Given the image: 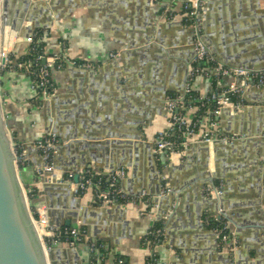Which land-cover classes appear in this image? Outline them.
<instances>
[{
	"label": "crops",
	"instance_id": "0c3cea01",
	"mask_svg": "<svg viewBox=\"0 0 264 264\" xmlns=\"http://www.w3.org/2000/svg\"><path fill=\"white\" fill-rule=\"evenodd\" d=\"M192 1L31 2L36 9L30 8L26 18L32 13L33 20L23 21V29L32 26L29 35L44 34L45 55L63 62L51 70L54 91L48 99L38 97L30 76L15 68L28 51L26 42L15 45L10 67L1 71L5 117L29 158L21 170L23 180L30 190H38L30 199L34 211L46 212L53 227H67L76 212L71 227L85 228L87 238L108 251L104 259L87 243L71 240L51 247L56 264H95V259L96 264H117L115 255L125 264H146V237L157 221L163 223L164 238L155 252L167 264H264V253L258 258L264 249V86H245L244 79L232 77L217 83L213 74L197 75L192 90L198 97L222 96L236 85L240 109L226 106L218 116L188 110V121L199 118L196 137L179 153L154 152L157 134L170 127L166 101L181 96L187 64L195 57L193 27L184 11ZM200 23L202 41L216 64L264 71L259 59L264 56V0H208ZM58 119L64 122L60 129ZM205 132L215 139L196 142ZM53 133L58 136L55 169L39 175L44 160L35 143ZM105 142L139 146L109 144L95 150L94 160L80 144ZM87 159L93 171L105 176L126 169L120 188L128 195L145 191L151 203L96 204L93 189L75 195L72 184L61 177L83 169ZM211 176H216L215 188L223 189L220 197L207 196L208 189L214 190L206 184ZM161 190L168 197L155 204L154 195ZM207 216H221L229 243L219 242Z\"/></svg>",
	"mask_w": 264,
	"mask_h": 264
},
{
	"label": "built area",
	"instance_id": "2783aa9c",
	"mask_svg": "<svg viewBox=\"0 0 264 264\" xmlns=\"http://www.w3.org/2000/svg\"><path fill=\"white\" fill-rule=\"evenodd\" d=\"M198 0H193L192 2L184 6V11L188 14V19L190 20L194 37V50L195 57L192 61L191 66L189 67V72L186 79V84L184 88V94L178 97H172L167 99L165 109L169 115L170 127L167 130L160 131L157 134L154 152L156 155L164 153H179L182 147L187 146V140L196 137L199 118L195 121H188L185 118V112L191 109L201 110L207 103V101H216L219 108L214 111L215 115H219L222 108L226 106H233L234 109H240V104L236 105L232 103L231 96H240L241 89L236 85H232L229 92L224 93L222 96L219 94H213L211 97L203 98L197 97L190 99L191 103L186 104L187 96L193 91L192 82L194 78L203 74L206 76L214 75L215 81L220 83L221 79L224 77H232L235 79H244L245 86L249 84L256 87L262 88L264 86V71H252L245 67L238 68H227L220 64H216L213 57L210 54L208 48L205 47V44L202 41L201 36V23H200V10H198ZM19 36L17 41L14 43L9 55L12 54L15 45L18 43ZM44 34L34 33L27 37L26 43L29 45L28 51L23 59L17 63V69L24 70L31 78V89L35 92L38 97L41 98H50L54 91V84L52 81L51 70L53 67L62 65V58L56 57H47L44 53ZM8 55V56H9ZM118 54H113L112 58H117ZM44 59L46 62L44 63ZM207 61L206 68H197L196 65L202 62ZM72 63V62H71ZM10 57L6 58V63L1 66V71L4 68L9 67ZM72 65H79L80 67H88V65L77 64L75 62ZM197 104V105H196ZM215 127V124L211 125ZM183 138H185L183 142ZM215 138L210 132H205L202 135V138L195 140L196 142H205L211 143ZM58 143V136L53 133L47 135L43 139L35 143V148L40 153L41 157L44 160L43 167L37 168V173L40 175L42 172H51L55 169L54 165V152L56 151ZM17 157V166L20 170L22 167L26 166L29 163L28 156L22 152L18 155L16 148L14 150ZM79 182L74 184L73 179L75 172H67L65 177L62 176L61 179L67 183H71L73 186V192L77 196L84 195L88 190L93 189L96 195V198L105 204H136L137 202L144 200L150 204V198L148 197L145 191L137 195H128L126 194L119 186L120 182L128 177V171L126 169H119L109 173L107 176L102 173L95 172L92 169H80ZM223 195L222 188H215L214 190L208 189L207 196L209 198H217ZM37 212V211H36ZM39 218H34L35 223L42 226L44 230V239L55 238L60 232V229L53 227L49 221V217L46 212L39 211L37 212ZM222 220L221 216H215V221ZM227 225L223 227L217 226L214 231L217 239L222 245H225L231 241V235L227 232ZM79 230L74 229L72 240H77ZM153 241L149 242L150 254L146 259V264H167L162 261L155 252L157 246L161 245L163 242V229H159L153 233ZM91 250H95V245L93 244ZM117 264H124L123 259H118Z\"/></svg>",
	"mask_w": 264,
	"mask_h": 264
},
{
	"label": "water",
	"instance_id": "95a60500",
	"mask_svg": "<svg viewBox=\"0 0 264 264\" xmlns=\"http://www.w3.org/2000/svg\"><path fill=\"white\" fill-rule=\"evenodd\" d=\"M35 0H0V24L1 27L9 28L11 31L21 33L18 42H26L30 32H32V26L23 29L22 22H32L33 14L29 17L26 15L29 9H36V6L31 7V2ZM208 0H198V10L202 8L203 3H207ZM44 5H41L42 10ZM39 9V10H40ZM31 25V24H30ZM194 30H192L193 32ZM206 48H208L205 45ZM196 54H194L195 56ZM258 59V58H257ZM264 61V56L259 58ZM46 59H44V63ZM6 63V58L2 59L1 65ZM72 65L71 62H69ZM192 62H188L187 66H191ZM186 66V67H187ZM264 70V68L262 69ZM188 73V71H187ZM1 74V73H0ZM187 79V78H186ZM1 82V75H0ZM186 84V80H185ZM184 91L180 93L183 95ZM2 87L0 85V264H56L54 252L44 242V237L38 233L35 226L34 218V202L28 198L29 190L22 177V171L17 166V157L15 155V140L13 132L10 129L7 119L5 117V107L2 97ZM220 120L219 118L217 119ZM59 129L64 124L62 119H58ZM57 132V131H56ZM76 137V136H75ZM92 139V138H90ZM132 140L138 141L137 136H132ZM99 141V140H91ZM63 144V142H61ZM86 149L91 151V158L96 160L95 150L97 148H103L112 144L113 146H137L134 142H105L104 144H87L80 143ZM86 161V160H83ZM86 166H82L83 169H91L92 162L87 159ZM80 163H78L79 165ZM80 168L72 170L75 172L73 179L74 184L79 182V174L77 173ZM217 176V175H216ZM216 176H211L208 185H211L215 189L214 179ZM164 183V181H163ZM162 187V184H161ZM169 196L173 197L174 192H169ZM155 204H159L164 201L168 196L162 194V190L158 191L155 195ZM259 205V204H258ZM229 208V205L226 207ZM230 208H234L231 207ZM235 214V212H234ZM228 221L233 222L232 219L227 217L225 213H222ZM74 216L78 218V214L74 212ZM70 218L66 221V226L70 227L72 222H75V218ZM240 218V214H237ZM51 223V222H50ZM264 249L258 253V258L263 256Z\"/></svg>",
	"mask_w": 264,
	"mask_h": 264
},
{
	"label": "trees",
	"instance_id": "16d2710c",
	"mask_svg": "<svg viewBox=\"0 0 264 264\" xmlns=\"http://www.w3.org/2000/svg\"><path fill=\"white\" fill-rule=\"evenodd\" d=\"M190 22V21H189ZM43 47H44V43H43ZM11 59V57H10ZM204 66H207V61L199 63L196 65L197 68H203ZM10 67V64H9ZM9 67L4 68L2 71H6ZM198 95L192 91L186 98V104L189 105L191 103L190 99L192 98H197ZM236 96H231V100L233 104H236L238 102V100L235 98ZM197 105V104H196ZM219 108L218 104L216 101H207L206 105L200 110L199 115H204L205 113H207L208 111H212L214 112L215 110H217ZM14 139H15V135L13 134ZM15 148L16 151L18 153V155L22 154L23 150L22 147L15 141ZM23 168V167H22ZM23 179H24V175H22ZM25 181V180H24ZM27 184V183H26ZM29 190L28 192V196L29 199H35L37 197L38 194V190L36 189H31L28 188ZM96 204H100V200H96ZM123 204V203H121ZM35 218L38 219L39 215L38 213L35 211ZM206 220L210 222V226L212 228H216L217 226L219 227H224L225 226V222L223 220L220 221H215V217L214 216H207ZM159 229H163V223L162 222H155V226L154 228L151 230V232L147 235L146 237V242L149 243L151 241H153L154 237H153V233ZM61 231L58 232V235L55 238H51V239H47L46 240V244L49 248H51L52 246L56 245V244H64V243H69L72 240L73 237V231L74 229L70 226V227H63L60 229ZM79 234L77 237L76 242L77 243H87L89 247H91L93 244L95 245V250H94V254H98L99 256L104 257V259L107 257L108 255V251L102 248V244L100 242H92L91 240H89L87 238V234H86V229L85 228H80L79 229ZM227 232L230 233V231L227 229ZM121 256H117L115 255V259H119ZM97 259H95L94 263L96 264ZM125 264V262H124Z\"/></svg>",
	"mask_w": 264,
	"mask_h": 264
},
{
	"label": "bare ground",
	"instance_id": "6f19581e",
	"mask_svg": "<svg viewBox=\"0 0 264 264\" xmlns=\"http://www.w3.org/2000/svg\"><path fill=\"white\" fill-rule=\"evenodd\" d=\"M2 24H0V68H1V62L3 58H7L14 43L17 41L18 34L14 31H11L9 28H3L1 27ZM35 226L38 230L39 235L41 238L43 237L41 234V229L39 224L35 223ZM55 257V255H54Z\"/></svg>",
	"mask_w": 264,
	"mask_h": 264
},
{
	"label": "rangeland",
	"instance_id": "374dc122",
	"mask_svg": "<svg viewBox=\"0 0 264 264\" xmlns=\"http://www.w3.org/2000/svg\"><path fill=\"white\" fill-rule=\"evenodd\" d=\"M8 57H11V55H9ZM0 70H1V68H0ZM28 198H29V196H28ZM33 212H34V210H33ZM40 226V229L42 230V232H43V236H44V230H43V228H42V226L41 225H39ZM43 238V237H42ZM44 242L46 243V238L44 239ZM47 245V244H46Z\"/></svg>",
	"mask_w": 264,
	"mask_h": 264
}]
</instances>
